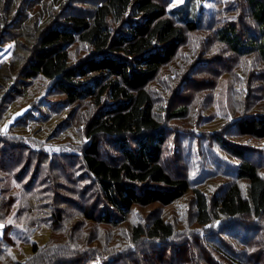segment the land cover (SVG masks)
<instances>
[{
  "label": "trees",
  "instance_id": "1",
  "mask_svg": "<svg viewBox=\"0 0 264 264\" xmlns=\"http://www.w3.org/2000/svg\"><path fill=\"white\" fill-rule=\"evenodd\" d=\"M55 1L63 5L65 0H0V40L7 35L5 28L12 16L8 33L14 35L25 27L31 32L28 41L32 43L30 53L19 55L15 67L0 70V168H6L3 160L9 157L5 162L12 168L24 164L25 168L16 178L20 181L26 171L29 176L28 170L35 164L34 156L41 157V152L36 154L31 147L26 149L25 136L17 133L29 116L33 118L31 112L38 97L21 103L10 113L4 112L14 96L22 94L29 99L32 96L29 90L35 80L40 79L46 83H36L42 90L61 98V106L56 108L58 114L69 113V121L78 126L86 141L79 151L90 181L81 193L84 203L89 202L82 208L84 218L118 226L128 219L134 207L170 205L183 198L191 186L187 178L176 176L162 164L167 135L156 118L149 85L178 56L187 35L201 31L200 11L189 5L168 10L170 0L167 3L163 0H96L94 4L89 3L88 13L59 15L52 9ZM31 10H35L34 17L29 15ZM227 10L230 15L226 14ZM45 12L48 18L38 25ZM219 14L212 28L210 25L206 28V34L212 31L216 43L212 54L219 53V45L232 56L254 55L264 65V0L231 1L227 7H221ZM77 42L89 46L91 53L71 64L69 48ZM25 46L30 48L28 44ZM205 51L203 58L211 55L208 48ZM32 83L33 87L29 88L27 85ZM24 108L29 110L15 121L14 115ZM185 112L182 109L172 115ZM7 114L13 126L8 136L1 129ZM52 120L53 117L47 119L46 116L41 125L57 132L63 125L55 130ZM237 131L246 137L264 139V112L242 117L237 121ZM220 142L225 150L241 160L236 169L237 178L248 183L247 192H243L239 183H232L218 199L210 201L204 192L195 189L197 222L207 227L222 219H240L241 224L251 228L247 230L250 238L242 243L246 251L237 252L236 258L227 252L219 254L229 264H264V253H261L264 251V177L255 163L245 159L243 148L227 144L224 139ZM39 166L42 164L36 163L35 172ZM22 188L18 194L12 180L0 175L3 231L0 264H66L67 255L71 252L77 255L79 251L71 250L65 243L73 239L80 245L73 236L78 223L72 227L70 240L69 223L63 216L66 213L64 202L69 203L71 197L60 193L54 196L50 190L46 191L47 195L34 193L27 180ZM254 219L258 220L257 224L253 223ZM46 228L50 229L49 240L39 244L33 235ZM174 236V226L162 217H155L146 226L134 227L132 241L135 244L147 238L162 245L133 264H210L212 260L208 255H202L201 261L195 252L188 255L186 246L170 247ZM63 238L67 240L65 243ZM87 241L86 238L82 242ZM257 247L260 249L256 257L257 252L248 254L249 249Z\"/></svg>",
  "mask_w": 264,
  "mask_h": 264
},
{
  "label": "rangeland",
  "instance_id": "2",
  "mask_svg": "<svg viewBox=\"0 0 264 264\" xmlns=\"http://www.w3.org/2000/svg\"><path fill=\"white\" fill-rule=\"evenodd\" d=\"M95 1L65 0L63 5H58L59 1H55L52 9L58 11L59 15L73 12L88 13L89 3L94 4ZM163 1L167 3L169 0ZM231 1L236 0H182V2L170 0L167 5L168 10L189 5L195 7L197 12L200 11L202 16L201 31L187 35V40L180 48L178 56L163 68L149 85L156 118L161 122L167 135L162 164L176 176L187 178L191 186L183 198L170 205L157 203L146 207H134L129 212L128 219L118 226L87 220L83 217L82 208L88 206L89 202L87 200L85 201L87 204L84 203L81 193L85 191L90 181L79 153L83 150L86 141L81 136L78 126L69 121L71 118L70 115L67 116L69 113L63 112L61 116L56 111V108L61 106V98L57 95L51 96L47 90H42L41 83H46L36 79L34 87L33 83L27 85L29 88L33 87L29 90V94H32L29 99L19 94L13 97L10 104L4 101V104H7L4 112L10 113L21 103L31 102L38 97L31 112L33 118L29 116L30 118L28 117L27 121L17 129V133L25 136L26 149L31 147L36 154L41 152V157L34 156L35 164L31 170H28L29 176L26 171L20 181L16 178L25 166L20 163L12 168L8 162H5L9 161L10 157L3 160L7 164L6 168H0V175L8 181L12 180L14 190L18 194L22 192L23 183L27 180L33 187L34 193L42 192L47 195L46 191L50 190L54 196L60 193L61 196L71 197V203L64 202L63 208L66 213L63 216L69 223L70 240L74 229L72 227L78 223L73 236L80 245L77 246L73 239L65 243L67 240L64 238L67 235L64 234L67 232L56 233L64 237V242H61L67 247L79 251L77 255L72 252L67 255L69 257L66 264H133L151 249L162 245L147 238L138 244L132 241L133 228L138 225L146 226L155 217H162L174 226L175 236L169 242L170 247L186 246L188 255L196 253L201 261L202 255H208L212 260L210 264H229L219 252L230 253L236 258L237 252L246 251L242 243L247 237L250 238L247 230L251 228L241 224L240 219H222L207 227L200 226L197 222L194 194L195 189H200L210 201H214L232 183H239L243 192H247L248 183L237 178L236 169L241 160L222 147L221 139L227 144L243 148L245 159L255 163L264 177V139L246 137L237 131V121L242 117L264 112V65L254 55L232 56L228 49H221L219 45L217 46L219 53L213 55L212 51L216 43L212 39V31L206 34L208 25L211 29V25L221 16L219 14L221 7H227ZM34 12L35 10H31L29 15L34 17ZM227 13L230 15L229 10ZM59 15L56 14L55 17ZM47 16L45 12L38 20V25L43 24ZM240 21L239 18L238 22ZM12 23L11 16L7 28H12ZM7 28H5L7 35L0 40L1 71L6 67L8 69L15 67L14 63L17 62L19 55L29 54L32 45L28 41L31 36L29 29L24 27L17 32L13 29V32H19L20 35L16 33L12 35L8 33ZM23 44H28L30 48ZM206 48L211 51V55L203 58ZM90 53L89 46L81 42L75 43L69 48L71 64H76ZM182 109L186 110L184 114L172 115ZM68 110L70 111V107ZM54 114L58 116H53ZM46 116L47 119L53 117L51 122L53 129L58 130L63 125L60 130L52 132L51 128L42 126L41 121ZM59 122L61 124L58 126ZM11 128H13L11 118L9 119L7 114L1 129L8 136L12 133ZM36 163H41L42 167L39 166L35 172ZM257 221L254 219L253 223L257 224ZM2 232L0 227V235ZM20 232L23 230L20 229ZM49 236L50 229L46 228L42 231L38 230L33 238L39 244H44L49 240ZM86 238L88 241L85 244L88 247L82 242ZM259 249V247L249 249L248 254ZM230 254L227 255L232 256ZM256 255L258 252L254 257Z\"/></svg>",
  "mask_w": 264,
  "mask_h": 264
},
{
  "label": "water",
  "instance_id": "3",
  "mask_svg": "<svg viewBox=\"0 0 264 264\" xmlns=\"http://www.w3.org/2000/svg\"><path fill=\"white\" fill-rule=\"evenodd\" d=\"M29 110V108H24L21 111H19L18 113H16L13 117V119L15 121L19 120L20 118H22L24 116V114Z\"/></svg>",
  "mask_w": 264,
  "mask_h": 264
},
{
  "label": "snow or ice",
  "instance_id": "4",
  "mask_svg": "<svg viewBox=\"0 0 264 264\" xmlns=\"http://www.w3.org/2000/svg\"><path fill=\"white\" fill-rule=\"evenodd\" d=\"M178 2H182V0H178ZM9 47H11V45ZM0 227H2V225H0Z\"/></svg>",
  "mask_w": 264,
  "mask_h": 264
}]
</instances>
